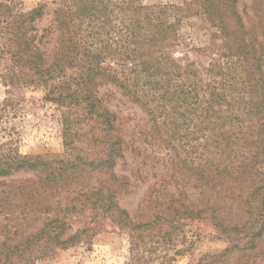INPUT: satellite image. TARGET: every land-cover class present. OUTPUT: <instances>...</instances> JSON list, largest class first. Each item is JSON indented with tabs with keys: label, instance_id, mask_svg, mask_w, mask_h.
<instances>
[{
	"label": "trees",
	"instance_id": "16d2710c",
	"mask_svg": "<svg viewBox=\"0 0 264 264\" xmlns=\"http://www.w3.org/2000/svg\"><path fill=\"white\" fill-rule=\"evenodd\" d=\"M238 2L58 0L52 24L40 29L47 3L24 11L0 0V85L8 95L0 116L16 91H42L57 107L64 149L43 157L0 144V264L43 262L107 227L128 237L131 254L144 233L185 218L208 219L228 242L224 254L256 248L264 236V0H252L248 22ZM194 15L214 30L206 65L178 50L181 25ZM105 87L147 117L153 142L175 154L203 203L184 206L163 175L133 215L120 208L131 183L115 170L138 148L104 103ZM226 207L236 221L225 220Z\"/></svg>",
	"mask_w": 264,
	"mask_h": 264
},
{
	"label": "rangeland",
	"instance_id": "374dc122",
	"mask_svg": "<svg viewBox=\"0 0 264 264\" xmlns=\"http://www.w3.org/2000/svg\"><path fill=\"white\" fill-rule=\"evenodd\" d=\"M22 10L30 11L38 4L47 3V15L38 23L40 29L52 24L53 3L58 0H16ZM145 4L162 3L180 5L183 0H142ZM252 0H239L238 11L243 21L252 20ZM264 17V6L261 8ZM214 32L200 15L185 19L179 30V52L187 54L200 65L210 62L206 48ZM53 36L46 46L51 50ZM200 52H199V51ZM104 103L115 112L123 126V133L131 148L126 152L125 162L119 163L117 175L129 176L131 187L128 193L118 199L121 209L133 215L148 186L158 182L164 175V187L173 188L180 194L184 206L195 207L205 201L187 173L176 165L177 157L153 142L150 125L141 110L128 102L113 88L100 90ZM8 95L0 85V108ZM40 90L16 91L11 95L12 102L5 106L0 116V144L18 148L22 155L62 156L64 149L60 139V116L57 107L42 99ZM146 135L149 139L144 142ZM189 154V152H188ZM190 155V154H189ZM172 176V178H171ZM16 178V177H15ZM173 182H175L173 184ZM186 197V198H185ZM227 206H229L227 204ZM226 221L236 219L229 207L223 212ZM136 220H141L136 219ZM236 221V220H235ZM83 224H74L73 230L82 229ZM136 248L129 251L128 237L115 228L107 227L96 235L88 245H77L67 250H59L55 255L36 264H126L128 257L135 256L133 264H264V236L252 251L223 253L228 242L218 234L206 218H185L173 228L163 225L151 229L136 239ZM214 257H218L213 259Z\"/></svg>",
	"mask_w": 264,
	"mask_h": 264
}]
</instances>
